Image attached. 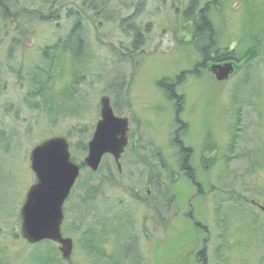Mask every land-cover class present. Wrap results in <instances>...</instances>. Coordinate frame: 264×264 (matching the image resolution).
I'll use <instances>...</instances> for the list:
<instances>
[{"label":"rangeland","instance_id":"obj_1","mask_svg":"<svg viewBox=\"0 0 264 264\" xmlns=\"http://www.w3.org/2000/svg\"><path fill=\"white\" fill-rule=\"evenodd\" d=\"M189 2L17 0L0 16V264H264V0L197 1L216 51L238 56L224 61L236 63L224 82L213 62L201 66L207 40L189 42ZM74 14L85 29L78 59L55 50ZM177 77L179 112L158 87ZM102 97L128 120V145L119 173L110 156L80 172L63 205L73 249L62 260L57 245L21 237L29 156L60 137L80 165Z\"/></svg>","mask_w":264,"mask_h":264},{"label":"water","instance_id":"obj_2","mask_svg":"<svg viewBox=\"0 0 264 264\" xmlns=\"http://www.w3.org/2000/svg\"><path fill=\"white\" fill-rule=\"evenodd\" d=\"M208 72L218 82L226 81L234 72L232 63L213 64ZM100 117L82 164L95 173L104 155H110L120 171L119 159L128 143V120L114 116L109 100L99 101ZM68 144L53 138L34 147L30 153V169L36 182L28 189L20 209L22 238L31 245L50 241L58 245L63 260H69L73 243L63 237V204L78 178L79 167L69 159ZM264 214V207H259Z\"/></svg>","mask_w":264,"mask_h":264},{"label":"trees","instance_id":"obj_3","mask_svg":"<svg viewBox=\"0 0 264 264\" xmlns=\"http://www.w3.org/2000/svg\"><path fill=\"white\" fill-rule=\"evenodd\" d=\"M197 1L198 0H190L188 7L184 11V17L187 21H193L195 23V29L193 31V39L197 41V45L201 43L203 40H207L205 45H203L202 50H200L202 58L206 59L208 56L206 55L209 52H213L212 47L215 48V43L213 41L214 39V31L213 28L206 16L207 13V7L206 6L204 9L201 8L197 13L195 12L196 7H197ZM17 3V0H0V16L2 18H6L7 15H9L11 12L10 9L11 7ZM23 11V10H21ZM25 12V11H23ZM72 13V12H70ZM70 13H67L70 15ZM123 20H127V28H131L133 25L132 21H129L130 18H125ZM133 20V19H132ZM131 32L133 35V43H132V48L136 49L137 48V43L139 41V30L135 27L132 26ZM85 29H84V20L81 18L80 15H75L73 16V20L71 23V27L69 29L68 34L65 36V38H58L55 41V47L64 51V52H70L71 57L73 59H78L79 55L84 51V47L86 46L85 38ZM83 44V46L81 45ZM196 44V43H193ZM199 48H201L200 45H198ZM82 48V50H81ZM81 50V53L79 52ZM215 48L213 54H214V60L217 63L222 59V58H227V57H232L236 56L234 53H226L225 52L219 54ZM238 57V56H236ZM241 59L237 58V61L239 62ZM181 77L175 78V80L169 84H166V80H162L158 83V87L164 91V93L167 96V99L169 101H173L175 105V110L176 112H179V108H181V103L182 100L181 98H176L174 97V86H177L179 84V80ZM39 91V90H37ZM177 148L179 152V168L180 170L184 173V176L186 178L191 177L190 174L188 173V167H189V156L187 150L182 149L180 147V143H176L175 141L172 142ZM81 151H85V146L81 147ZM81 171H85V168L80 164ZM89 250L95 251L96 249L92 246L88 247Z\"/></svg>","mask_w":264,"mask_h":264},{"label":"flooded vegetation","instance_id":"obj_4","mask_svg":"<svg viewBox=\"0 0 264 264\" xmlns=\"http://www.w3.org/2000/svg\"><path fill=\"white\" fill-rule=\"evenodd\" d=\"M192 23V22H191ZM193 31H194V29H195V25H194V23H193ZM193 36H194V34H193V32H192V36H191V38H190V41L189 42H192V43H196L197 44V41H195L194 39H193ZM81 45L83 46V44L81 43ZM213 48V47H212ZM81 50H82V48H81ZM81 50L79 51L80 53H81ZM212 52V51H211ZM208 57L206 58V59H204V58H202L201 57V66L203 67V68H205L206 67V63H210V62H213L212 64H215V63H217L216 61H213L214 60V54L213 53H210L209 51H208V53L206 54ZM228 58H222L219 62L220 63H218V64H222V63H224V61H226ZM233 62V64H234V67H235V61H232ZM179 109H181V108H179Z\"/></svg>","mask_w":264,"mask_h":264}]
</instances>
